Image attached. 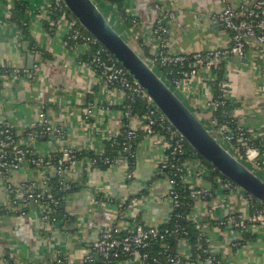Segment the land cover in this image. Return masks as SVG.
<instances>
[{
	"label": "crops",
	"instance_id": "0c3cea01",
	"mask_svg": "<svg viewBox=\"0 0 264 264\" xmlns=\"http://www.w3.org/2000/svg\"><path fill=\"white\" fill-rule=\"evenodd\" d=\"M21 1L25 6L23 19L26 21H22L20 26L7 20L12 13V2L0 0V124L8 122L13 128L24 131L33 126L37 114L43 110L49 121L63 131L57 147L66 146L81 153L102 149L106 140L121 130V94L98 82L97 75L84 64V47H76L73 51L65 49L63 40L67 24L60 21L52 25L55 15L49 10L48 0ZM240 1L124 0L125 16L135 17L138 21L134 28L129 23L125 25L131 29L133 41H142L150 49L153 42L151 29L158 16L156 6L162 2L175 13V18L168 23L166 35L170 52L192 55L221 50L230 45L229 36L214 25L211 16L225 7L236 8ZM110 21L119 33L125 32L115 17L112 16ZM30 53L33 54V65L27 67V55ZM22 68L33 75V80L25 74L7 76L9 72L6 73V70ZM185 71L189 79L180 83L175 90L202 122L211 118L216 123L219 121L213 115L210 100L214 99L216 81L221 77L228 84L224 96L231 105L225 117L227 120L234 118L241 127L256 135L264 147V49L249 39L244 56L232 57L218 69L195 70L187 67ZM109 101L112 102L110 106ZM128 124L137 129L141 121L138 117H132ZM55 145L53 147L48 138L40 137L34 148L47 152L54 151ZM163 154V142L158 136L141 135L135 149L131 180L125 177L126 162L121 157L113 167L106 169L84 171L75 166L67 177L78 188L64 202L63 214L70 218H74L72 215H82L79 218L85 219L84 223L100 224L101 228H125L130 218L157 228L167 223L171 214L166 197L167 183L155 177ZM187 167L193 186L212 194L210 199L194 200L188 213L189 220L202 229L197 230L209 237L210 252L222 264H264V227H251L241 236L237 230L221 228L216 223L230 212L247 216L250 213L247 196L240 190H225L217 183L216 176L201 169L196 171L195 164L189 163ZM32 175L29 171H20L12 181L20 185ZM52 175L49 172V176ZM94 192L127 199L123 210L125 218L120 219L111 211L100 213L97 208H91ZM4 200L5 193L0 191V204ZM0 219L4 221L0 224V239L4 240H0V264H3L7 245L6 250L17 260L43 264L49 258L51 247L65 245L68 248L70 244V264H78L83 260L86 243L97 236L94 229H88V224H83L82 230L78 231V220L73 219L66 230L74 229V237L70 235L71 232L68 236L64 233L66 230L59 231L48 242L40 230L35 209L25 218L11 219L3 215ZM188 243L186 240L179 242V256H191ZM124 264L144 263L128 260Z\"/></svg>",
	"mask_w": 264,
	"mask_h": 264
},
{
	"label": "built area",
	"instance_id": "2783aa9c",
	"mask_svg": "<svg viewBox=\"0 0 264 264\" xmlns=\"http://www.w3.org/2000/svg\"><path fill=\"white\" fill-rule=\"evenodd\" d=\"M48 1L50 3L49 10L51 14L55 15L52 25L54 26L60 21H65L67 24L68 28L63 40L65 49L73 51L76 47H84L86 55H89L84 64L93 70L102 86L117 90L123 98L120 105L123 118L121 130L106 142L115 145L118 139L121 138L119 151L117 152L123 156L121 158L126 162L125 177L127 180L133 178L132 171H128L127 168L129 160L135 156L140 134L158 136L163 142L164 154L155 170V177L163 179L167 183L166 197L171 211L183 205L178 188L179 183L186 186L188 196L191 199H210L212 194L208 190L193 186L189 178L191 173L187 165L189 163L195 164L196 171L201 169L212 173L213 169L200 162L197 154L191 148H188L183 138L158 111L146 93L94 38L85 33L76 19L66 10L61 0ZM113 1L94 0L107 14L108 12H116ZM250 1L241 0L236 8L225 7L222 11L211 16V19L228 34L230 45L227 48L197 52L192 55L173 53L168 50L167 28L168 23L175 18V13L162 2L157 4L158 16L151 29L153 42L150 44L148 56H144V59L154 69L166 70V77H170L168 82L175 89L178 88L180 83H184L189 79L185 68L189 67L195 70L218 69L228 59L244 56L247 40L249 39L253 40L260 49H264V0H256L249 6ZM118 22L125 31H128L127 37L131 41L133 39L130 35L131 29L127 28L125 24L129 23L134 28L138 25L137 19L125 16L124 18L120 17ZM6 73H8L7 76L11 74L15 77L25 74L33 80V75L29 74L26 69L6 70ZM217 83V91L221 93L222 99L214 101L212 98L210 100L213 111L216 107L226 103L224 91L228 84L225 81ZM136 101L145 105L146 112L139 118L141 126L133 129L128 123L132 117H137L132 111V104ZM110 105H112V102L109 101L108 106ZM203 122L215 134L220 144L229 148L240 160L248 163L250 167L247 164L246 166L264 179V147L256 135L241 127L232 117L222 122V124H217L214 118ZM62 135V129L53 125L43 110L37 114L33 126L24 131L13 128L8 122L0 124V186L5 193V200L0 204V217L6 215L11 219L25 218L31 210H37L40 230L46 236L48 242L56 232H64L67 226L69 227L68 216H58L56 209L60 206L63 207L64 202L72 193V189L75 188V185H72L67 177L70 171L75 166L81 167L84 171L91 169L98 161L110 168L117 162L116 158L104 156V146L100 150H86L82 153L66 146L57 147ZM162 136H165L166 140ZM40 137H46L52 141L53 147L56 144L54 151L40 152L36 150L34 144ZM81 155H84V157L80 158ZM20 171H29L33 175L17 185L12 179ZM49 172H52L53 175L49 176ZM216 181L229 192L240 190L230 181H223L219 176H216ZM53 184L58 185L54 192H52L54 189ZM246 196L249 200L250 213L243 216L240 213L230 212L225 217L217 220L218 227L235 229L241 236L251 227H264V206L254 202L249 195ZM127 202V199L116 198L107 193L94 192L90 207L108 208L122 214ZM72 216L74 217L72 220H78V231L82 230L83 224H88V229H94L97 234L96 238L87 245L83 260L78 264H124L119 252L125 256H130L128 259L130 261L140 260L142 262L147 255L140 254L138 249L148 247L153 240H163L171 235L179 234L182 236L180 242L185 240L190 242L187 229L178 225L159 229L147 224H140L136 219L130 218L125 228L117 226L102 229L100 224L84 223L85 219L82 218L81 220L79 218L82 215ZM191 223L194 224L192 221ZM195 227L202 230L198 228V224H195ZM64 233L66 235L70 233L72 237L75 236V231L72 228ZM0 240L4 242V240ZM7 246L5 251L8 254H5L4 264L32 263L22 262L14 258L13 254L6 250ZM195 246L202 254H208L204 258V262L200 263L190 257L176 256L175 258L168 257L167 263L222 264L217 256L210 252L208 248L209 237L203 231H199ZM165 247V244H162V248ZM71 251V244L68 248H65V245L64 247H51L49 258L43 264H70Z\"/></svg>",
	"mask_w": 264,
	"mask_h": 264
},
{
	"label": "water",
	"instance_id": "95a60500",
	"mask_svg": "<svg viewBox=\"0 0 264 264\" xmlns=\"http://www.w3.org/2000/svg\"><path fill=\"white\" fill-rule=\"evenodd\" d=\"M255 1L251 0L249 6ZM61 2L81 28L94 38L146 93L186 144L218 174L244 194L264 205V179L251 171L229 148L219 143L215 134L187 106L169 82L163 80L147 63L139 45L132 39L131 41L128 39V31L126 30L124 34L119 33L107 13L94 0H61ZM214 25L219 28L216 22ZM32 65L33 54L30 53L27 55V67ZM1 188L0 186V191H2ZM97 211L100 213L111 211L120 219L125 218L124 212L119 214L103 207H98ZM116 215H113L114 218L117 217ZM2 223L4 221L0 219V224ZM102 229H104L103 226ZM90 243H86L85 249Z\"/></svg>",
	"mask_w": 264,
	"mask_h": 264
},
{
	"label": "trees",
	"instance_id": "16d2710c",
	"mask_svg": "<svg viewBox=\"0 0 264 264\" xmlns=\"http://www.w3.org/2000/svg\"><path fill=\"white\" fill-rule=\"evenodd\" d=\"M102 1H109L110 0H102ZM123 1L124 0H114L113 3L116 6V12L118 13V15L122 18L125 17L124 14V10H123ZM11 14H10V19H7L9 22H12L16 25H20L21 26V22H25L26 20L23 19V13L25 11V6L23 1L21 0H11ZM23 19V20H22ZM23 26V25H22ZM24 27V26H23ZM86 33V32H85ZM140 45L141 50L144 53V56H148V51H149V47L145 46L144 43L142 41H138L137 42ZM89 55H85L84 59L88 58ZM24 69V68H22ZM19 69V70H22ZM154 71L161 76V78H163V80H167L169 78L166 77L165 73L166 70L161 69V68H157L154 69ZM161 74V75H160ZM220 80V81H219ZM218 81L216 82H222V78L220 77ZM218 84V83H217ZM214 88H216V85L214 86ZM221 94L218 93V91L215 92L214 94V101H218L221 100ZM231 110V105H229L227 102L224 105L218 106L214 109L213 111V115L215 116V118H217L219 121L217 124H222V122L226 121L227 118L225 117L226 115H228V112ZM132 111L133 114L136 115L138 118H141L143 116V114L146 112V108L145 105L142 102H138L136 101L134 104H132ZM127 124V122H125ZM141 135H144L143 133L140 134L139 137H141ZM164 140H166L165 136H162ZM140 140V138H139ZM236 141V140H234ZM121 142V138L118 139V141L116 142L115 145H111L110 142H105L104 143V156H107L109 158H116L119 159V157H123L122 155L118 154L117 151H119V144ZM256 143V142H255ZM188 146V145H187ZM188 148H190L188 146ZM84 157V155L79 156ZM197 157L199 158L200 162L205 165L206 167L211 168V166L206 163L201 157H199L197 155ZM93 168H102V169H106L107 166L104 165L103 163H101L100 161H98L94 166L91 167V169ZM134 168V158L129 160V166L127 168L128 171H132ZM212 175L213 176H219L223 181H226L227 179H225L224 177H222L220 174H218V172H216L215 170L212 171ZM53 190L52 192L55 191L56 188H58V185H54L53 184ZM78 187L72 189L71 192H74L77 190ZM179 193L181 196V200L183 201V205L179 208H176L174 210L171 211L170 217L168 219L167 223H164L163 225H161L160 227H158L159 229H166V228H171L174 227L175 225H178L182 228L187 229V231L189 232V241H190V246H191V256L190 258L198 261V262H204V258L206 256H208V254H202L200 250H197L195 243H196V239L199 235V231L197 230V228L195 227L194 224L191 223V221L188 218V213L193 205L194 200L191 199L188 196V190L186 188V186L182 185L179 183ZM254 200V199H253ZM254 202H257L256 200H254ZM259 205L264 206L263 204H260L258 202ZM62 206L58 207L56 209L57 211V215L58 216H64L63 211H62ZM67 218V217H66ZM68 223L69 226L71 225V221L72 218L68 217ZM137 221L140 224L144 223L141 220ZM224 228V227H222ZM226 228V227H225ZM245 234V233H244ZM182 239V236L177 234L174 236H168L163 240H153L149 243L148 247L146 248H142V249H138L140 254H146L147 257L142 261L144 264H168L167 263V258L168 257H173L175 258L176 256H179V254H177V247L179 245L180 240ZM162 244H165V248H162ZM118 251V250H117ZM120 257L123 261H128L130 256H125L124 254L120 253Z\"/></svg>",
	"mask_w": 264,
	"mask_h": 264
},
{
	"label": "rangeland",
	"instance_id": "374dc122",
	"mask_svg": "<svg viewBox=\"0 0 264 264\" xmlns=\"http://www.w3.org/2000/svg\"><path fill=\"white\" fill-rule=\"evenodd\" d=\"M110 13V12H109ZM107 14V16H108V18L111 20V17L113 16V17H115L117 20H118V15L115 13V12H113V14ZM116 30H117V28H116ZM118 31V30H117ZM121 33H123V32H121ZM161 75V74H160ZM172 87V86H171ZM173 88V87H172ZM244 162V161H243ZM245 164H247L248 165V163H246V162H244ZM249 166V165H248ZM250 167V166H249Z\"/></svg>",
	"mask_w": 264,
	"mask_h": 264
},
{
	"label": "bare ground",
	"instance_id": "6f19581e",
	"mask_svg": "<svg viewBox=\"0 0 264 264\" xmlns=\"http://www.w3.org/2000/svg\"><path fill=\"white\" fill-rule=\"evenodd\" d=\"M113 26H114V24H113ZM115 27V26H114Z\"/></svg>",
	"mask_w": 264,
	"mask_h": 264
}]
</instances>
